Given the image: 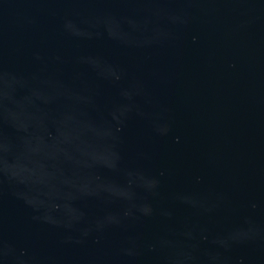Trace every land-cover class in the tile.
I'll return each instance as SVG.
<instances>
[{
	"label": "water",
	"instance_id": "1",
	"mask_svg": "<svg viewBox=\"0 0 264 264\" xmlns=\"http://www.w3.org/2000/svg\"><path fill=\"white\" fill-rule=\"evenodd\" d=\"M0 264H264V0H0Z\"/></svg>",
	"mask_w": 264,
	"mask_h": 264
}]
</instances>
